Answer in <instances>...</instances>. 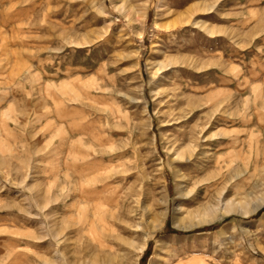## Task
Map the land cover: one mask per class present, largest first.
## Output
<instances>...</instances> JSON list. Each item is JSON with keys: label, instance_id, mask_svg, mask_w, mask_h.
<instances>
[{"label": "rangeland", "instance_id": "rangeland-1", "mask_svg": "<svg viewBox=\"0 0 264 264\" xmlns=\"http://www.w3.org/2000/svg\"><path fill=\"white\" fill-rule=\"evenodd\" d=\"M0 264H264V0H0Z\"/></svg>", "mask_w": 264, "mask_h": 264}, {"label": "bare ground", "instance_id": "bare-ground-1", "mask_svg": "<svg viewBox=\"0 0 264 264\" xmlns=\"http://www.w3.org/2000/svg\"><path fill=\"white\" fill-rule=\"evenodd\" d=\"M232 201H233V200H232ZM210 205H211V204H209V207H211ZM212 206H213V205H212ZM230 207H232V206H230ZM206 208H207V207H206ZM209 209H210V208H209ZM204 210H205V209H204ZM204 210H203V211H204ZM224 210H226V209H224ZM227 210H228V209H227ZM158 216H159V215H158ZM158 216H157V217H158ZM159 217H161V216H159Z\"/></svg>", "mask_w": 264, "mask_h": 264}]
</instances>
